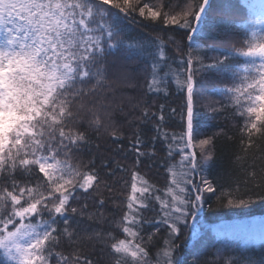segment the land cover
<instances>
[{
    "label": "snow or ice",
    "instance_id": "snow-or-ice-1",
    "mask_svg": "<svg viewBox=\"0 0 264 264\" xmlns=\"http://www.w3.org/2000/svg\"><path fill=\"white\" fill-rule=\"evenodd\" d=\"M175 7L181 10L176 12ZM210 8L211 0H189L182 7L164 0L159 6H140V0H0V255L4 264H53V260L54 264H94L83 250L95 243L110 247L114 264H189L184 252L191 245L189 254H198L192 242L204 229L203 224L197 228L189 221L199 220L206 193L219 191L215 201L219 207L244 208L253 196L264 200V147L257 144L264 142V0L249 21L250 34L228 37L238 39L240 46L225 49L227 56L206 65L197 41L207 39L202 25ZM137 12L149 22L186 33V58L176 61L167 56L166 42L159 36L149 43H129L123 21L138 23ZM169 39L180 50L183 38ZM207 47L220 51L218 43ZM229 56L248 59L239 64ZM133 61L143 64L148 94L167 96L170 78L179 92L186 93L180 108L184 130L164 129V105L159 113L144 107L129 148L116 149L125 156L131 153V169L119 162L97 165L95 158L83 168L72 163L77 154L90 151L89 129L97 136L101 129H111L110 136L123 138L115 116L123 114L124 108L116 104L114 94L135 87L138 69ZM206 68H219L229 78L231 86L220 94L227 96L243 120L241 145L245 151L255 147L261 152L259 165L253 159L211 179L193 150L199 147L201 157L213 155V137L195 140L197 84ZM176 111L171 109L172 114ZM150 122L155 135L147 137L143 128ZM157 141L166 149L160 161L168 174L163 194L138 170L142 158L155 163ZM149 144L150 150H141ZM117 170L129 172L131 179L123 215L115 225L124 234L121 239L92 227L100 222L99 209L106 199L97 201L96 212H90L87 203L90 195L95 199L102 182L111 191L103 178L115 177ZM208 227L217 238L264 239V223L258 236L246 222ZM108 240L115 242L109 245ZM191 264H264V258L257 261L244 252L215 248L212 261L194 258Z\"/></svg>",
    "mask_w": 264,
    "mask_h": 264
},
{
    "label": "trees",
    "instance_id": "trees-1",
    "mask_svg": "<svg viewBox=\"0 0 264 264\" xmlns=\"http://www.w3.org/2000/svg\"><path fill=\"white\" fill-rule=\"evenodd\" d=\"M122 2V0H121ZM166 3H171L173 6L180 5L181 7L188 3L189 0H164ZM143 3H149L150 6H159L161 0H140V6ZM261 0H211V8L208 11V19L202 27L205 29L204 35L206 40L197 41V44L202 45L200 54L205 57L204 63L210 64L213 58H223L227 56L228 52L225 49L232 50L234 47H239L238 39L229 40V36L244 37L250 34L251 26L250 20L255 19L256 14L260 11ZM255 6V7H252ZM108 7H111L110 5ZM174 10L179 12L180 7H175ZM115 12V10H114ZM138 23H128L123 21V28L125 34L130 38L129 43H149L153 37L159 36L166 42L165 52L167 56L178 61L181 58H186V46L188 41L186 33L174 26H163L162 23H153L139 17L138 12L135 17ZM169 37L182 39L180 50L171 42ZM218 43L220 51L212 52L208 50V45ZM154 48L149 51H154ZM230 60H237L242 64L248 58L229 56ZM134 67L138 69L135 72L134 88L125 89L123 92H115V102L117 105H122L124 113H116V120L119 125V132L122 131L124 136L120 140H116L109 135L111 129H101L99 136L94 130L89 129L91 136L90 151L77 154L73 158L72 163L80 165L82 168L88 165L90 159L95 158L96 164L100 165L102 162H109L112 166L116 162L126 168L131 169L134 163V157L131 153L125 156L123 153L116 151L118 147L123 146L125 150L129 148V139L136 127V124L141 119V113L144 107H148L150 111L159 113L160 105H164V114L166 123L164 129L169 132L180 133L184 130L180 120V108L185 102L186 93H181L175 87L174 78H170L168 85V95L148 94L147 80L142 71V62L133 61ZM186 66V65H185ZM173 71H176V65H173ZM114 77H110L109 83H112ZM150 79V77H149ZM225 86H231L229 78L221 72L219 68H206L200 78L197 88L199 95L196 99L197 120L195 140L206 139L213 137L211 158L201 157L199 147H195L198 159H203L206 172L209 174V179L213 175L222 172L228 167H236L238 165L249 164L253 159H256L257 165L260 164L259 157L261 152L258 148H251L245 151L241 145L242 133L240 131L243 120L236 114L231 101L225 95H221L220 91ZM139 102V106L138 105ZM171 109H176V113L172 114ZM126 116V119H125ZM144 134L147 137L155 135V131L150 122L143 128ZM246 141V138H245ZM261 147H264V142L257 141ZM151 145L147 148H142V151L150 150ZM178 152V150H177ZM166 156V149L163 144L157 141L155 145V156L152 158L155 163H152L146 158H142V165L138 169L142 175L146 176L151 183L157 188L161 189V194L166 189L168 182V174L164 167L160 165V161ZM240 157V160H237ZM180 157L175 155L174 163L178 164ZM109 169H105L108 171ZM109 185L111 191L105 187L102 182L98 187L99 191L95 194V199L90 195L87 199L90 212H96L95 204L103 197L106 199L104 208L99 209L102 213V218L99 223L93 224L92 227L103 230L104 232H112L117 238H124V234L116 228V222L123 215V205L125 198L130 191V173L117 170L115 177H104ZM124 181H127L125 186ZM220 193L217 191L215 195L206 193V203L203 211L200 214L198 221H189L190 224L199 228L201 224L204 225L201 234L192 242L196 244L199 249L198 254L194 257L189 254L190 248L185 250L184 256L191 264L194 258L207 259L212 261L215 258V248H220L221 251L231 250L235 252H244L252 258L259 261L264 258V239H253L245 242L239 238H217L212 232L209 225L219 223H233L246 222L259 235L261 224L264 223V200L252 197L253 202L244 208L236 207H219L216 205V197ZM235 198V197H234ZM240 198L248 199V196ZM226 204V199L223 201ZM84 203V200H81ZM120 206V207H118ZM211 206V207H210ZM253 224H259L252 226ZM187 235V233H185ZM113 240H108L110 245ZM215 245V247L213 246ZM57 251H65L67 249H57ZM84 253L94 261V264H114V256L111 255L110 247L99 243L89 245L84 248ZM0 264H4V259L0 255ZM54 264V260H53Z\"/></svg>",
    "mask_w": 264,
    "mask_h": 264
},
{
    "label": "rangeland",
    "instance_id": "rangeland-1",
    "mask_svg": "<svg viewBox=\"0 0 264 264\" xmlns=\"http://www.w3.org/2000/svg\"><path fill=\"white\" fill-rule=\"evenodd\" d=\"M257 225H259V224H253L252 226H257Z\"/></svg>",
    "mask_w": 264,
    "mask_h": 264
}]
</instances>
